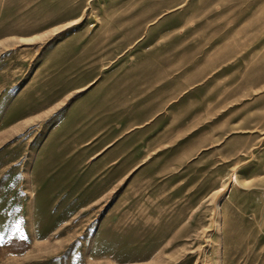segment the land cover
<instances>
[{"label": "rangeland", "instance_id": "374dc122", "mask_svg": "<svg viewBox=\"0 0 264 264\" xmlns=\"http://www.w3.org/2000/svg\"><path fill=\"white\" fill-rule=\"evenodd\" d=\"M198 1L0 0V264H264V0Z\"/></svg>", "mask_w": 264, "mask_h": 264}, {"label": "bare ground", "instance_id": "6f19581e", "mask_svg": "<svg viewBox=\"0 0 264 264\" xmlns=\"http://www.w3.org/2000/svg\"><path fill=\"white\" fill-rule=\"evenodd\" d=\"M215 0H202V1H198V3L196 5H193L194 3H190L191 6H194L193 8L189 9L187 14L186 15H192L194 13H196L197 11H200V10H204L206 7H208L212 2H214ZM191 12H193L191 14ZM73 13H76V10L72 12ZM223 31H224V28H223Z\"/></svg>", "mask_w": 264, "mask_h": 264}]
</instances>
